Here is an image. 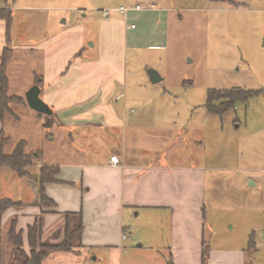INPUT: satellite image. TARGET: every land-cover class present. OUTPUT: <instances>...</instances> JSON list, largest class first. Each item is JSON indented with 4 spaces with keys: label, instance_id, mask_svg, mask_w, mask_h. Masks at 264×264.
Segmentation results:
<instances>
[{
    "label": "rangeland",
    "instance_id": "1",
    "mask_svg": "<svg viewBox=\"0 0 264 264\" xmlns=\"http://www.w3.org/2000/svg\"><path fill=\"white\" fill-rule=\"evenodd\" d=\"M137 4L147 8L131 12L127 17L114 14L107 19H123L128 25H135L129 31L125 49L122 104L127 102L129 110L140 113L142 106L138 104L142 100L152 111L146 116L150 121L178 127L185 137L184 144L202 142V153L217 178L208 184L207 190L210 243L220 245L226 237L234 236L239 241L244 234L261 233L264 229V0H0V7L13 11L11 34L15 55L8 70L10 94L26 97L35 85L36 74L43 70L38 51H28L23 46L46 41L58 30L83 26L87 50L94 54L98 45L92 44L98 39L101 9ZM80 10L89 17H79ZM64 20L67 24H63ZM154 71L161 75V81H152ZM231 88L260 93L236 101L223 114L210 113L206 106L209 90ZM12 108L13 115L0 120V129L5 132L0 135V143L3 137L9 138L4 144L6 153L25 140L26 151L37 154L34 162H42L40 168L89 160L82 153L84 150L80 155L72 153L73 132L69 128L48 121L51 117L28 104H13ZM184 128L190 131V138L183 133ZM195 128L202 131L195 132ZM34 170L29 168L31 172ZM249 177L257 179L259 184L250 185ZM25 182L16 171L1 168L0 201L6 198L26 201L29 187ZM9 227L8 223L0 225L1 264H22L24 259L9 242ZM163 230L166 232V228ZM127 231L132 236L145 237L154 229L143 216H137L127 225ZM65 232L66 229L64 236ZM58 237L42 238V241L56 243L54 239ZM63 239L57 240L58 243Z\"/></svg>",
    "mask_w": 264,
    "mask_h": 264
},
{
    "label": "crops",
    "instance_id": "2",
    "mask_svg": "<svg viewBox=\"0 0 264 264\" xmlns=\"http://www.w3.org/2000/svg\"><path fill=\"white\" fill-rule=\"evenodd\" d=\"M79 17L89 16L80 10ZM99 21L94 54L87 50L83 26L58 30L46 41L22 47L41 56L43 70L36 76L44 80L41 98L52 110L45 114L51 117L48 121L69 128L72 153L84 150L89 160L51 164L60 167L59 181L45 185L56 203L53 208L40 206V182L34 177H40L42 162L27 167L28 175L21 177L28 183L27 199H12L21 205L7 209L0 225L16 218L29 250L28 227L37 219L42 220L43 240L59 235L56 243L66 226L74 229L82 222L75 246L51 252L43 264H203L205 244L210 249L207 264H264V229L239 241L231 236L220 245L210 243L207 190L217 178L202 142L185 145L178 127L150 121L146 116L152 111L142 100L140 113L122 104L123 97H118L125 94V49L134 27L123 19L102 16ZM6 45V25L0 19V61ZM186 129L183 133L190 138ZM114 155L119 164L112 163ZM249 181L259 184L253 177ZM137 216L154 231L145 237L130 235L127 225Z\"/></svg>",
    "mask_w": 264,
    "mask_h": 264
},
{
    "label": "trees",
    "instance_id": "3",
    "mask_svg": "<svg viewBox=\"0 0 264 264\" xmlns=\"http://www.w3.org/2000/svg\"><path fill=\"white\" fill-rule=\"evenodd\" d=\"M0 19L6 25V41L0 61V120H4L6 115H13L12 105H27L26 97L10 94V79L8 75L9 65L14 55L13 39H12V23L13 11L11 8L0 7ZM73 59L70 60L72 62ZM44 80L41 76H36L35 85H39L41 92L43 90ZM260 92L255 90H245L242 88L231 89H210L208 94L207 109L212 114H223L234 107L238 100H247L250 97L258 95ZM5 132L0 129V135ZM9 138L3 137V142L0 143V167H8L16 171L20 177L28 175L26 168L34 164L36 153L27 152L25 140L17 143L16 147L11 153L4 151V144ZM60 174V167L55 165H44L41 167V175L36 178L40 182V206L43 208L55 207V201L47 195L46 183L58 182V175ZM20 202H15L10 198L2 199L0 201V216L10 207L19 206ZM64 239L59 243L43 242V224L41 219H37L34 224L28 227V243L29 250L25 249L24 233L17 229V219L13 218L10 221V227L7 235L9 242L13 249L21 255L24 259L22 264H43V261L53 251H68L75 246L76 242L81 239L83 232L82 222L74 229L66 226ZM38 246L40 249L37 250ZM29 251V252H27ZM1 255V254H0ZM210 256L209 245L204 246L203 249V264H207ZM1 264V261H0ZM172 264V261L169 262Z\"/></svg>",
    "mask_w": 264,
    "mask_h": 264
},
{
    "label": "water",
    "instance_id": "4",
    "mask_svg": "<svg viewBox=\"0 0 264 264\" xmlns=\"http://www.w3.org/2000/svg\"><path fill=\"white\" fill-rule=\"evenodd\" d=\"M152 81L158 82L162 80V77L157 72L151 73ZM26 101L29 107L33 110L43 113L51 114L52 110L50 106L41 98V88L39 85H33L26 94Z\"/></svg>",
    "mask_w": 264,
    "mask_h": 264
},
{
    "label": "built area",
    "instance_id": "5",
    "mask_svg": "<svg viewBox=\"0 0 264 264\" xmlns=\"http://www.w3.org/2000/svg\"><path fill=\"white\" fill-rule=\"evenodd\" d=\"M147 7L141 6L140 4L134 5V6H120V7H115V8H110V9H101V14L105 19H109L112 15L118 14L124 17H127L131 12H138L141 10H144ZM131 27H135L133 24ZM124 97V95H120L118 99ZM111 161L113 164H119L120 160L117 155H114L111 157Z\"/></svg>",
    "mask_w": 264,
    "mask_h": 264
}]
</instances>
